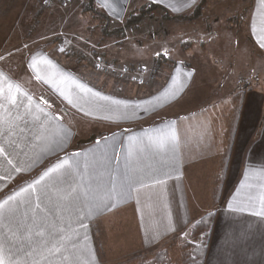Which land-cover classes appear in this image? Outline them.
I'll list each match as a JSON object with an SVG mask.
<instances>
[{"label": "crops", "instance_id": "1", "mask_svg": "<svg viewBox=\"0 0 264 264\" xmlns=\"http://www.w3.org/2000/svg\"><path fill=\"white\" fill-rule=\"evenodd\" d=\"M33 1L0 0V248L8 264H103L110 249L120 261L170 247L208 210L232 96L243 83L253 90L205 264H264V0H251L236 28L217 39L227 52L212 57H226L232 75L215 61L216 100L189 111L182 107L195 99L186 97L195 79L188 63L171 60L163 82L132 95L92 83L56 49L28 52L23 22ZM201 2L93 0V9L121 24L148 4L187 16ZM222 4L205 0L200 18L175 22L190 25ZM230 12L228 23L237 16ZM139 59L132 63L151 61ZM108 229H128V245L110 248Z\"/></svg>", "mask_w": 264, "mask_h": 264}, {"label": "rangeland", "instance_id": "2", "mask_svg": "<svg viewBox=\"0 0 264 264\" xmlns=\"http://www.w3.org/2000/svg\"><path fill=\"white\" fill-rule=\"evenodd\" d=\"M250 2L251 0H226V4H222L221 7L215 6L214 10L208 8L204 10L202 19L190 25H181L173 20L166 21L161 18V12L158 11L157 17L152 23L148 22L138 33L134 32L133 34L131 31H126L125 34L129 36V39L126 40L125 38L118 41L103 36L100 20L94 13L85 14L82 12L87 0H34L31 8L29 7L27 10L23 24L26 22L25 34L27 35L28 52L49 48L56 49L60 51L62 57L68 61V66L73 67L75 72L113 93L124 92L136 95L142 91H151L156 84L164 81L160 79L166 74L164 76L157 74L158 80L153 81L151 76L153 66L149 61L147 71L142 69L139 72L138 69H135L134 74L130 75L133 78H127L128 76L124 74L122 75L123 78L117 81L112 78L114 67L111 66L110 70L108 69L109 73L106 72L107 69L103 71L104 66L101 71L98 70L95 64L98 62H94L93 52L99 56L105 53L110 57H118L123 61L120 62L122 65H130L134 60L139 61V56H142L144 60H151L150 56L156 52H168L166 54L168 60L188 63L192 65L195 72V79L186 94L187 98L193 97L195 99L193 104L187 102L182 105L184 110L189 111V109L206 108L216 100L214 99L216 91L212 88L214 80L211 73V66H215V61L222 71L232 75L231 70L227 71V58H220L218 62L216 58H213L214 56L212 57V54L213 52L215 54L220 52V56L223 53L226 54L227 50L225 51L217 39L220 37V39L225 40V35L232 28H236V23L246 16ZM233 10L237 12V16L233 22L228 23V14ZM243 13L244 15H242ZM36 15L38 16L36 17ZM39 39L41 41L35 43ZM186 41L191 43L189 50L191 49L192 52L188 53V50L182 49V43ZM195 47L199 52L194 51ZM200 49L203 51L200 52ZM55 54L58 56L57 52ZM81 56L89 60L92 59L94 64L86 63L81 59ZM107 61L111 60L107 59ZM137 63L147 64L146 61ZM116 72L117 70L114 71V73ZM116 83L119 84L118 89L115 87ZM235 86H227L225 92H235ZM202 214L204 215L201 212L200 215L202 216ZM126 230L128 229H110V234L106 235L107 245L110 248L112 246H121L122 248L127 246L130 236L127 237ZM190 233L189 230L178 236V239L173 240L170 247L174 250L176 258L180 254L178 246L190 240ZM112 251L113 254L111 249L108 250L107 260L103 264H136L138 259L151 253V251L141 252L116 261L118 257H115V250Z\"/></svg>", "mask_w": 264, "mask_h": 264}, {"label": "trees", "instance_id": "3", "mask_svg": "<svg viewBox=\"0 0 264 264\" xmlns=\"http://www.w3.org/2000/svg\"><path fill=\"white\" fill-rule=\"evenodd\" d=\"M205 0L198 5V7L187 16H171L166 10L155 5L148 4L138 11L130 12L125 18L123 24L113 22L108 18L104 17L101 13L96 12L93 9V0H88L86 6L83 8V13H94L98 19L102 21L101 32L105 38L121 40L125 39L126 31H134L135 33L141 31L143 26L147 23H152L157 17V12H161V18L166 21H194L202 15V6ZM61 3V2H60ZM163 13V14H162ZM190 42L186 41L182 43V48L188 50ZM95 63L98 70H102L103 66L105 69L103 71L108 72L110 67L113 69V79L121 80L122 75H127V78H133L130 75L134 74L135 69L141 71L144 69L147 71V64L142 65L132 63L130 65H122L120 61L116 58H107L104 53L99 56L97 53L93 52ZM79 56L78 54H76ZM81 59L86 61V63H92V59L85 58L81 56ZM107 59L111 61H107ZM97 60V61H96ZM104 62V63H103ZM171 60L167 59L165 54H160L152 58L151 65L153 66V72L151 76L153 81H157V74L163 72V67L168 65ZM103 63V64H102ZM100 68V69H99ZM114 73V71H116ZM129 73V74H127ZM105 74V73H104ZM129 80V79H128ZM115 87L118 89L119 84L116 83ZM248 83H243V85L236 90L232 96L233 113L229 118L224 133V153L219 158L217 167L210 177V201L208 205L207 212L196 222V224L190 229V240L184 242L178 246L180 254L178 258L175 257L174 250L171 247H159L151 250L150 254H146V257L138 259L136 264H205L206 257L208 254L210 238L213 231V225L217 216L218 207L222 200V194L224 189V184L228 172V167L230 163V158L232 155L234 142L236 138L238 123L240 120L242 106L244 103L245 96L247 93L253 89L249 88ZM177 248V249H178ZM144 256V255H143Z\"/></svg>", "mask_w": 264, "mask_h": 264}, {"label": "snow or ice", "instance_id": "4", "mask_svg": "<svg viewBox=\"0 0 264 264\" xmlns=\"http://www.w3.org/2000/svg\"><path fill=\"white\" fill-rule=\"evenodd\" d=\"M2 79H3V76H2V74H0V80H2ZM11 88H12V85L9 84V90H11ZM17 90H18V89H17ZM0 91H2V90H0ZM8 99H9L13 104H15V97H13V96H9ZM2 151H3V150L0 149V152H2ZM60 167H62V165H57V168H60ZM53 171H54V170H53ZM46 175H47V173H46ZM41 179H43V177H42ZM37 183H39V181H37ZM0 264H8V259H7V257L5 256V254H4L2 248H0Z\"/></svg>", "mask_w": 264, "mask_h": 264}, {"label": "built area", "instance_id": "5", "mask_svg": "<svg viewBox=\"0 0 264 264\" xmlns=\"http://www.w3.org/2000/svg\"><path fill=\"white\" fill-rule=\"evenodd\" d=\"M133 34H134V31H131ZM127 33V32H126ZM129 39V36H126V40H128Z\"/></svg>", "mask_w": 264, "mask_h": 264}]
</instances>
